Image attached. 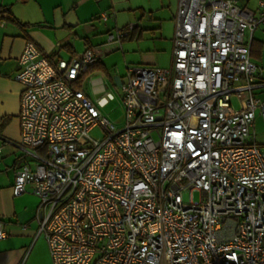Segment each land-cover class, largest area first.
<instances>
[{
	"label": "built area",
	"instance_id": "1",
	"mask_svg": "<svg viewBox=\"0 0 264 264\" xmlns=\"http://www.w3.org/2000/svg\"><path fill=\"white\" fill-rule=\"evenodd\" d=\"M247 1L178 0L171 64L131 69L120 128L100 113L114 98L103 80L96 102L78 86L93 51L53 65L25 42L14 146L27 159L12 193L31 186L52 264H264V147L252 134L264 74L250 60L264 0L255 11ZM96 127L100 139L89 137Z\"/></svg>",
	"mask_w": 264,
	"mask_h": 264
},
{
	"label": "crops",
	"instance_id": "2",
	"mask_svg": "<svg viewBox=\"0 0 264 264\" xmlns=\"http://www.w3.org/2000/svg\"><path fill=\"white\" fill-rule=\"evenodd\" d=\"M257 1L246 5L255 11ZM177 4L178 0H0V9L9 10L2 14L6 24L0 28V220L7 233L0 241V264H52L43 236L36 237L38 201L31 186L21 196L12 193L14 173L27 159L14 146L20 139L22 88L13 77L25 42H33L53 65L91 50L108 76L122 83L133 68L170 66ZM103 13L109 15L105 22ZM129 24L136 27L119 47L106 44L108 33ZM250 60L264 74V25L252 35Z\"/></svg>",
	"mask_w": 264,
	"mask_h": 264
},
{
	"label": "rangeland",
	"instance_id": "3",
	"mask_svg": "<svg viewBox=\"0 0 264 264\" xmlns=\"http://www.w3.org/2000/svg\"><path fill=\"white\" fill-rule=\"evenodd\" d=\"M97 79L103 80L102 85L106 87L105 92L110 93L114 97L112 101L108 102L100 109V113L110 123L114 124L117 128H120L124 120V106L121 100V90L119 87L114 85L112 79H110L108 75L106 76L96 71L87 72L82 76L80 89L86 93L92 101L96 102L99 97L104 95V93H95V90L100 87V84L93 83V81ZM233 106L238 108V103L235 99L233 100ZM252 134L254 135L256 144L260 147H264V121H262L261 118H257L254 121ZM102 136L103 132L100 127H96L89 133V137L92 139H100ZM184 198L186 200L187 196H184ZM193 198L194 200H198V194L194 193Z\"/></svg>",
	"mask_w": 264,
	"mask_h": 264
},
{
	"label": "trees",
	"instance_id": "4",
	"mask_svg": "<svg viewBox=\"0 0 264 264\" xmlns=\"http://www.w3.org/2000/svg\"><path fill=\"white\" fill-rule=\"evenodd\" d=\"M24 1H26V0H24ZM8 11L9 10H7L5 8L0 9V18H1L3 13L8 12ZM94 71L99 72V73L106 75V76L108 75L106 73L105 69L98 62H96L93 66H91L87 72H94ZM110 79H112V78L110 77ZM78 86L80 87V82L78 83Z\"/></svg>",
	"mask_w": 264,
	"mask_h": 264
},
{
	"label": "water",
	"instance_id": "5",
	"mask_svg": "<svg viewBox=\"0 0 264 264\" xmlns=\"http://www.w3.org/2000/svg\"><path fill=\"white\" fill-rule=\"evenodd\" d=\"M113 81H114V84L120 88L121 86V81L119 79V77H113Z\"/></svg>",
	"mask_w": 264,
	"mask_h": 264
}]
</instances>
